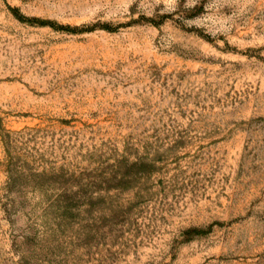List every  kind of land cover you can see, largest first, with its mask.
Here are the masks:
<instances>
[{"label":"rangeland","instance_id":"rangeland-1","mask_svg":"<svg viewBox=\"0 0 264 264\" xmlns=\"http://www.w3.org/2000/svg\"><path fill=\"white\" fill-rule=\"evenodd\" d=\"M0 264H264V0H0Z\"/></svg>","mask_w":264,"mask_h":264}]
</instances>
